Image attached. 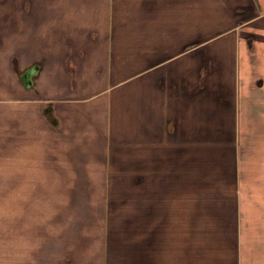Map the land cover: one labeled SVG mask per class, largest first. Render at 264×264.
<instances>
[{"label": "crops", "instance_id": "obj_1", "mask_svg": "<svg viewBox=\"0 0 264 264\" xmlns=\"http://www.w3.org/2000/svg\"><path fill=\"white\" fill-rule=\"evenodd\" d=\"M7 171L11 264H264V0H0Z\"/></svg>", "mask_w": 264, "mask_h": 264}, {"label": "rangeland", "instance_id": "obj_2", "mask_svg": "<svg viewBox=\"0 0 264 264\" xmlns=\"http://www.w3.org/2000/svg\"><path fill=\"white\" fill-rule=\"evenodd\" d=\"M9 184L7 171L0 177L1 264H11L15 245L20 243L21 232H17V228L26 222V213L29 212L32 220L34 213H40L42 206V189L13 188Z\"/></svg>", "mask_w": 264, "mask_h": 264}]
</instances>
